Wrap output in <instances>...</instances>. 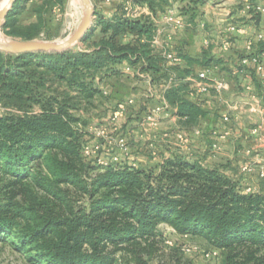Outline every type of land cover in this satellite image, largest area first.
Instances as JSON below:
<instances>
[{
	"label": "trees",
	"instance_id": "16d2710c",
	"mask_svg": "<svg viewBox=\"0 0 264 264\" xmlns=\"http://www.w3.org/2000/svg\"><path fill=\"white\" fill-rule=\"evenodd\" d=\"M21 1L3 31L22 39L39 36L47 10L64 3L29 1L35 20L23 24ZM173 1L187 26L205 3L132 0L149 12L129 16L123 0L110 16L95 8L84 49L0 50V241H10L32 264H194L177 251L152 262L160 255V224L205 240L221 255L215 264H264V192L246 191L224 165L175 150L147 167L114 146L120 161L99 164L98 157L109 158L103 148L84 153L85 144L102 139L88 131L99 124L90 112L107 98L105 80L124 73L123 62L148 73L152 85L173 77L162 94L181 123L194 126L206 114L190 98L187 76L195 66L221 67L211 44L196 56L174 49L178 62L151 46L153 17ZM258 46L244 55L260 52ZM116 103L108 105L107 118Z\"/></svg>",
	"mask_w": 264,
	"mask_h": 264
},
{
	"label": "crops",
	"instance_id": "0c3cea01",
	"mask_svg": "<svg viewBox=\"0 0 264 264\" xmlns=\"http://www.w3.org/2000/svg\"><path fill=\"white\" fill-rule=\"evenodd\" d=\"M176 2L173 1L169 6L174 7ZM250 2L253 7L246 9L245 0H205L194 25L169 31L171 48L191 56L200 54L208 40L212 53L223 59L222 68L218 66V71L228 80V88L222 93L210 89L197 97L190 96L206 110V114L193 126L201 130L200 135L193 134L190 139L196 148L194 152H209V157L212 153L224 155L226 162L222 165L228 174L236 177L244 188L264 192V176L260 175L264 168V134L258 136L251 132L252 126L260 118L256 107L264 102V84L258 80L253 63H249L243 72H233V64L249 52L246 50V41L253 38L256 32H264V0ZM93 3L97 10L110 16L117 10L120 1L93 0ZM255 5H260L262 9H255ZM143 12L148 13V8L143 9ZM31 14L35 18V14ZM162 14V11H158L153 17L158 20V25ZM34 20L31 18L21 23L28 24ZM231 23H235L239 29H229ZM258 48L260 46L256 44L252 50ZM262 62L264 65V57ZM195 68L199 69L198 66ZM246 85H250L251 90H246ZM169 108L174 114L175 108ZM174 116L177 117L175 114ZM214 129L217 130V135H213ZM225 131H228V135L222 137L221 134ZM246 162L252 163L251 172L241 170Z\"/></svg>",
	"mask_w": 264,
	"mask_h": 264
},
{
	"label": "rangeland",
	"instance_id": "374dc122",
	"mask_svg": "<svg viewBox=\"0 0 264 264\" xmlns=\"http://www.w3.org/2000/svg\"><path fill=\"white\" fill-rule=\"evenodd\" d=\"M30 0H22L21 4L27 6L19 14V20L24 22L30 20L33 17L32 11L29 9ZM93 3V0H91ZM121 3V0H119ZM71 0H64V3L60 6H53L46 12L47 25L41 34L35 38H41L46 40H62L67 35L72 33L77 26L76 18L71 15L69 4ZM173 4V3H172ZM179 2L177 1L174 5L178 11ZM173 6V5H172ZM95 9V5L93 3ZM118 8V6H117ZM93 16L92 21H94ZM160 27L165 28L166 24L159 19ZM167 28V27H166ZM0 34L5 38H14L8 36L1 28ZM22 39V38H18ZM87 43L83 40H78L69 48L73 49H84ZM142 73V72H141ZM144 73V72H143ZM148 73H144L146 75ZM148 82V78L145 76H132L127 73H119L110 78H107L103 84L104 93L107 98L103 99V103L99 102L97 108H93L90 112L91 121L106 123L108 115V105L111 102L121 101L132 97L135 101L136 110L132 109L119 120L120 132L125 135L129 147L130 157L129 161L137 166H151L156 164L164 156H168L172 150L187 154L189 157H200L207 164L225 163L224 155L221 154H202L200 152H194L196 150L193 147L191 141L187 145H181L178 142L174 134L177 131H185L192 137L193 130L196 127L186 126L181 123L177 117L174 116L170 108L162 110L157 116V125H151L144 121V118L157 106H162V89L159 85L156 88H152ZM167 133V135H165ZM110 139H99V142L103 147H107ZM104 141L106 143H104ZM113 141V140H112ZM113 143V142H112ZM159 229L162 232L163 240L160 244L159 256L153 258L152 262L155 263L159 258L166 259L172 252L177 251L179 255L184 259L191 261L194 264L219 263L221 255L212 259H207L203 256V250L213 249L212 246L208 245L205 240L200 237H194L190 235H181L176 233L172 227L166 224H160ZM196 245L198 246L197 251H184L182 250L183 245ZM0 264H32L27 256L19 251L10 241H0Z\"/></svg>",
	"mask_w": 264,
	"mask_h": 264
},
{
	"label": "built area",
	"instance_id": "2783aa9c",
	"mask_svg": "<svg viewBox=\"0 0 264 264\" xmlns=\"http://www.w3.org/2000/svg\"><path fill=\"white\" fill-rule=\"evenodd\" d=\"M32 1V0H30ZM253 7L250 0H245V8L249 9ZM255 9L261 10L262 7L260 5H255ZM143 9H147L146 6L135 5L132 0H124V11L126 15L129 16H138L143 13ZM162 20L168 26V28H163L158 25V20L154 19L155 22V32L151 39V46L156 50H159L162 54L165 61L168 62H178L180 61V57L177 56L174 49L171 48V32L169 29H181L186 27L189 23H187L185 17L178 12L175 7L168 6L166 10L163 12L161 16ZM203 25V23H202ZM168 29V30H167ZM229 29L237 30L239 29L235 23L229 24ZM164 34V35H163ZM208 40L205 41L208 44ZM262 44L261 51L256 54L244 55L238 58V60L233 64V72H243L244 68L249 64L253 63L255 65V70L257 73L258 80L264 84V65L262 62V58L264 57V32L258 31L255 33L253 38H249L246 41V50L251 51L256 44ZM122 71L124 73L130 74L132 76H146L148 78V82L151 84V78L149 74L143 75L144 73L140 72L139 69L130 66L127 62H123ZM187 79L191 81L189 88V96L197 97L200 94L208 92L210 89H214L217 93H222L224 90L228 88V80L225 79L220 72L218 71L217 66H204L200 67L193 74L187 76ZM174 79L172 76L169 77L168 80L161 82L159 86L163 88H167L173 83ZM152 85V84H151ZM155 86V85H154ZM157 86V85H156ZM246 90H251L250 85L245 86ZM162 98V106H157L156 109H153L145 118L144 121L151 124L157 125L158 119L157 116L165 111L166 108H169L168 102L165 100L163 94ZM135 106V101L132 97L127 99H123L121 101H117L115 108L109 115L106 123L101 124H91L88 127V131L96 137H100L104 140L110 139L108 141V146L103 147V145L98 141L95 144H85L83 147L84 153L87 156L95 155L100 148H103L104 151L109 154V158L105 159L103 157H98L97 161L99 164H106L108 160L112 161H120L121 158L119 155L112 153L111 148L116 147L122 156L128 159L130 157V147L125 135L120 132L119 129V120L122 119L129 110H132L130 107ZM260 113L259 120L252 126L251 132L255 135L264 134V102L261 103L258 107H256ZM213 135H217V130L212 131ZM193 134L200 135L201 130L199 128H195L193 130ZM167 135V133H165ZM222 137L228 135V131H225L221 134ZM175 139L180 142L181 145H187L190 142L191 136L188 135L185 131H177L174 134ZM113 140V141H112ZM107 142V141H106ZM104 141V143H106ZM113 142V143H112ZM134 164V163H132ZM241 170L243 172H251L253 170V165L251 162H246L242 165ZM261 176H264V168L260 172ZM246 191H254L252 188H245ZM182 249L184 251H197L199 248L196 245H183ZM203 256L207 259L215 258L219 255V251L216 248L210 250H203Z\"/></svg>",
	"mask_w": 264,
	"mask_h": 264
},
{
	"label": "water",
	"instance_id": "95a60500",
	"mask_svg": "<svg viewBox=\"0 0 264 264\" xmlns=\"http://www.w3.org/2000/svg\"><path fill=\"white\" fill-rule=\"evenodd\" d=\"M16 0H8V3L0 7V31L7 14L13 9ZM83 6L82 16L75 30L62 40H46L41 38L18 39L10 38L0 43V50L7 53H22L29 51H61L69 48L90 31L93 25L92 18L95 9L91 0H81Z\"/></svg>",
	"mask_w": 264,
	"mask_h": 264
},
{
	"label": "bare ground",
	"instance_id": "6f19581e",
	"mask_svg": "<svg viewBox=\"0 0 264 264\" xmlns=\"http://www.w3.org/2000/svg\"><path fill=\"white\" fill-rule=\"evenodd\" d=\"M7 3H8V0H0V7ZM69 9H70L69 11L71 15L74 16L76 18V21L79 22L82 16V13H83V6H82L81 0H71L69 4ZM7 40H8L7 38H5L2 34H0V43L6 42Z\"/></svg>",
	"mask_w": 264,
	"mask_h": 264
}]
</instances>
